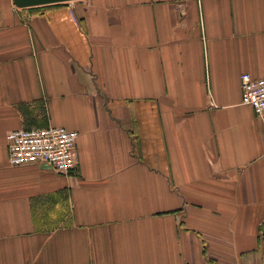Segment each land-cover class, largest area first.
Returning a JSON list of instances; mask_svg holds the SVG:
<instances>
[{"label":"crops","instance_id":"1","mask_svg":"<svg viewBox=\"0 0 264 264\" xmlns=\"http://www.w3.org/2000/svg\"><path fill=\"white\" fill-rule=\"evenodd\" d=\"M264 0H0V264H264ZM77 131L78 168L7 134Z\"/></svg>","mask_w":264,"mask_h":264},{"label":"built area","instance_id":"2","mask_svg":"<svg viewBox=\"0 0 264 264\" xmlns=\"http://www.w3.org/2000/svg\"><path fill=\"white\" fill-rule=\"evenodd\" d=\"M241 89L243 104L252 106L257 117L264 119V77L242 74ZM78 138L77 131L56 126L10 131L6 137L9 163L16 167L42 164L56 173L71 175L78 168ZM260 239L264 242V226Z\"/></svg>","mask_w":264,"mask_h":264},{"label":"water","instance_id":"3","mask_svg":"<svg viewBox=\"0 0 264 264\" xmlns=\"http://www.w3.org/2000/svg\"><path fill=\"white\" fill-rule=\"evenodd\" d=\"M79 0H14L16 7L21 9L47 6L52 4L70 3Z\"/></svg>","mask_w":264,"mask_h":264}]
</instances>
